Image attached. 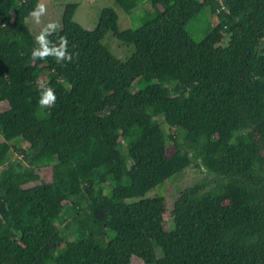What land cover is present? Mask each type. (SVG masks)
Wrapping results in <instances>:
<instances>
[{"label": "trees", "instance_id": "1", "mask_svg": "<svg viewBox=\"0 0 264 264\" xmlns=\"http://www.w3.org/2000/svg\"><path fill=\"white\" fill-rule=\"evenodd\" d=\"M149 1L126 31L112 9L86 30L66 5L48 38L73 59L57 64L31 58L39 0H0V264H264V0H115ZM203 10L198 43L186 27ZM193 164L224 179L183 192L167 231L164 197L133 200Z\"/></svg>", "mask_w": 264, "mask_h": 264}, {"label": "rangeland", "instance_id": "2", "mask_svg": "<svg viewBox=\"0 0 264 264\" xmlns=\"http://www.w3.org/2000/svg\"><path fill=\"white\" fill-rule=\"evenodd\" d=\"M39 3L45 4L47 8L46 14L41 17V23L36 24L31 17L26 20L28 28L35 36L38 35L45 24L49 22L56 23L58 26L56 32L59 31L62 27L64 8L68 4L78 5V10L76 11L74 21L89 31H92L96 28L100 19V15L104 9H112L116 12L118 15V28L120 31L137 29L141 25L143 16L147 11L151 10L152 6L150 1L145 2L139 5L131 13H127L115 2V0H39ZM213 26L214 23L210 11L203 10L195 20L188 24L186 29L189 35L199 43L206 38ZM227 42L228 39H225L224 45H227ZM102 44L111 52L114 57L122 61L128 60L135 52L133 46H129L119 41L113 32H109L106 35L102 41ZM145 86V84H138L137 87L135 85L133 91L137 92L142 90L145 88ZM8 109L9 105L7 103H0L1 111H6ZM161 125L164 128L166 135L169 136L179 133L177 139H181V133L178 130L169 128L164 121H162ZM21 147L25 150L29 149V145L27 143H23ZM11 157L12 160H16L22 158V154L20 152H14ZM221 179L224 178L217 177L207 169L197 167L196 164H193L182 173L150 190L144 197L134 199L133 201L154 197H164L167 206V213L165 215V228L167 231H169L174 228L172 213L174 205L181 194L187 189L199 185H204L205 191H207L214 187L217 181ZM131 201L132 200L129 202ZM70 220L71 219H67L65 224H67ZM132 262L133 264H144L138 258H133Z\"/></svg>", "mask_w": 264, "mask_h": 264}, {"label": "clouds", "instance_id": "3", "mask_svg": "<svg viewBox=\"0 0 264 264\" xmlns=\"http://www.w3.org/2000/svg\"><path fill=\"white\" fill-rule=\"evenodd\" d=\"M47 12V8L43 3H37L35 8L29 13L30 17L36 24L41 23V17ZM57 24L49 22L45 24L38 35L34 37L36 47L31 51L33 61L44 60L52 57L57 64L64 62H72L73 54L68 51V40L66 36H60L55 42L49 40V36L56 32ZM78 55V54H77ZM57 96L55 89L51 86H44L40 92L38 104L41 108H48L56 103Z\"/></svg>", "mask_w": 264, "mask_h": 264}]
</instances>
